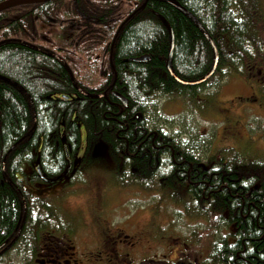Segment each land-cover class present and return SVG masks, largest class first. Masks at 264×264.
<instances>
[{
    "label": "trees",
    "instance_id": "16d2710c",
    "mask_svg": "<svg viewBox=\"0 0 264 264\" xmlns=\"http://www.w3.org/2000/svg\"><path fill=\"white\" fill-rule=\"evenodd\" d=\"M75 1L0 11V260L21 246L32 256L39 233L58 224L18 175L56 183L84 133L85 148L106 144L120 186L161 192L211 225L204 224L207 261L264 264V156L227 147L200 159L149 116L153 102L166 97L201 109L199 99L223 78H250L264 98V0H174L217 49L213 75L198 84L167 71L171 38L172 72L182 80L211 69L213 48L167 0Z\"/></svg>",
    "mask_w": 264,
    "mask_h": 264
},
{
    "label": "rangeland",
    "instance_id": "374dc122",
    "mask_svg": "<svg viewBox=\"0 0 264 264\" xmlns=\"http://www.w3.org/2000/svg\"><path fill=\"white\" fill-rule=\"evenodd\" d=\"M41 34L43 38L49 36L46 30ZM211 89L212 96L199 99H204L201 109L192 108L191 102L180 97L157 99L149 109L152 123L189 145L194 155L203 160L227 147L249 157L264 156V98L255 81L223 78ZM84 139L82 133L73 165L62 179L53 185L37 184L31 188L54 212L58 224H51L52 232L72 239L79 261L91 258L85 252L98 246L100 228L118 226L124 232L135 230L143 235V244L135 256L141 254L163 262L165 255L164 262L169 264H220L207 261L204 224L210 231L211 225L205 219L185 215L180 203H172L161 192L146 193L120 186L114 178L106 144L99 140L85 148ZM84 154L88 158L81 166ZM188 206L192 209V201ZM225 234L221 230V235ZM179 252L183 253L181 260L177 258ZM31 258L21 246L11 249L0 264H31Z\"/></svg>",
    "mask_w": 264,
    "mask_h": 264
},
{
    "label": "flooded vegetation",
    "instance_id": "af4514ba",
    "mask_svg": "<svg viewBox=\"0 0 264 264\" xmlns=\"http://www.w3.org/2000/svg\"><path fill=\"white\" fill-rule=\"evenodd\" d=\"M30 176L31 174L27 173L23 179L21 175H18V183L23 189L27 187L26 189L31 190L32 186L36 187L37 184L53 185L50 182L51 179L47 177L41 176L42 180L32 182ZM96 224L98 227V223ZM52 228L39 233L37 245L32 252L31 264H169L168 261L164 262L167 257L165 255L162 257L163 262L141 254L135 256L137 248L143 244V235L135 230L133 233L124 232L118 226L100 228L98 246L93 250L88 248L85 255L91 258L81 262L74 250L72 239L64 234H54ZM85 241L89 244L88 239ZM179 255L177 258L181 260L183 253L179 252Z\"/></svg>",
    "mask_w": 264,
    "mask_h": 264
},
{
    "label": "water",
    "instance_id": "95a60500",
    "mask_svg": "<svg viewBox=\"0 0 264 264\" xmlns=\"http://www.w3.org/2000/svg\"><path fill=\"white\" fill-rule=\"evenodd\" d=\"M46 0H5L0 2V11L11 7V6H15V5H19V4H26V3H39V2H44ZM169 3H171L172 5H174L175 7H177L180 11H182L184 14H186L188 17H190L196 24L197 26L200 28V30L203 32V34L205 35V37L209 40L213 51H214V60H213V64L211 69L201 78L196 79V80H182L177 78L173 72H172V68H171V59H172V53H173V36L171 38V45H170V51H169V55H168V62H167V71L180 83H184V84H198L201 83L207 79H209L217 66V60H218V54H217V49L216 46L213 42V40L211 39V37L209 36V34L207 33V31L205 30V28L203 27V25L198 21V19L192 14L190 13L188 10H186L184 7H182L180 4H178L176 1L174 0H167ZM140 60V59H137ZM120 99H124L123 97L119 96Z\"/></svg>",
    "mask_w": 264,
    "mask_h": 264
},
{
    "label": "bare ground",
    "instance_id": "6f19581e",
    "mask_svg": "<svg viewBox=\"0 0 264 264\" xmlns=\"http://www.w3.org/2000/svg\"><path fill=\"white\" fill-rule=\"evenodd\" d=\"M73 3H74V6L76 7V1L75 0H73ZM145 58H146V56H142V57H139V58H135L134 60L135 61H143V60H145ZM137 59H140V60H137ZM121 101L124 103V105H126L125 99H121Z\"/></svg>",
    "mask_w": 264,
    "mask_h": 264
}]
</instances>
